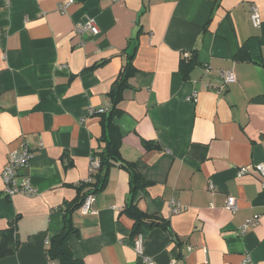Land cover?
Listing matches in <instances>:
<instances>
[{
	"label": "crops",
	"instance_id": "0c3cea01",
	"mask_svg": "<svg viewBox=\"0 0 264 264\" xmlns=\"http://www.w3.org/2000/svg\"><path fill=\"white\" fill-rule=\"evenodd\" d=\"M66 1L0 0V244L13 223L18 241L0 264H49L47 244L62 233L67 205L82 200L78 187L105 147L101 118L90 111H111L110 94L129 66L113 120L120 153L152 183L134 205L168 225L145 224L134 234L135 217L125 210L129 174L113 165L92 212L70 216L74 257L83 264H264L263 178L238 175L264 164V0H74L62 11ZM253 4L259 28L249 18ZM87 19L98 35L75 33ZM220 71L237 82L224 86ZM25 147L34 157L23 174L38 195L9 197L1 172ZM228 197L237 200L235 213ZM172 200L186 210L171 213ZM255 215L259 224L241 234Z\"/></svg>",
	"mask_w": 264,
	"mask_h": 264
},
{
	"label": "trees",
	"instance_id": "16d2710c",
	"mask_svg": "<svg viewBox=\"0 0 264 264\" xmlns=\"http://www.w3.org/2000/svg\"><path fill=\"white\" fill-rule=\"evenodd\" d=\"M192 64L193 60L183 63V75H187L189 69L192 67ZM129 72L130 66L122 72L119 80L117 81V89H114L110 94L112 103L111 111L109 110L106 114L98 115L101 118V124L103 126V136L101 141L105 144V147L101 151L94 154V156L100 159V167L94 176V181L92 183H81L79 185L78 188L83 193L82 200L78 203L71 204L69 206L67 205V209L65 211L64 229L60 235L52 238L47 245V256L49 261L55 264H83L82 261L74 257L71 249L70 242L73 236L76 235L77 229L73 225L70 216L76 209H80L88 195H96L103 190L106 185L107 171L113 165H117L125 169L129 174L131 196L125 210L135 217L136 226L134 234H139L141 227L145 224L148 225V227L155 225L166 227L168 225L164 221L158 222L151 220V217L141 212L138 207L134 205V199L137 192L149 188L152 186V183L147 181L139 173L134 163L125 161L120 153L122 136L113 120L116 116L121 114V111L117 106L122 98V91L127 87ZM14 230L15 224L13 223L12 228L4 234V239L0 244V258L8 256L16 251L18 241L17 239L15 240Z\"/></svg>",
	"mask_w": 264,
	"mask_h": 264
},
{
	"label": "built area",
	"instance_id": "2783aa9c",
	"mask_svg": "<svg viewBox=\"0 0 264 264\" xmlns=\"http://www.w3.org/2000/svg\"><path fill=\"white\" fill-rule=\"evenodd\" d=\"M111 2L119 1V0H109ZM74 3V0H68L63 5L60 6L62 11H66L72 4ZM249 18L251 22L253 23L254 27L259 28L261 26L262 20H261V14L260 10L257 5H251L249 9ZM91 33L93 35H98L100 33V29L96 22L93 19H87L84 22L77 23L75 25V33L82 35L84 33ZM187 56V55H186ZM210 67L205 68V75L210 74ZM219 77L223 81V85L227 86L230 84H234L237 82V78L235 74L232 71H220ZM198 99V92H194L193 95L190 97V101H196ZM109 108H101L98 110H91V115H103L108 112ZM34 155L33 152L28 148L25 147L20 151H15L10 155L8 164L1 172V178L4 185V192L7 196L12 197L16 195H24L26 197L33 198L38 195V190L36 187L32 184L30 178L23 174V171L28 169L30 167L31 160L33 159ZM100 167V159L93 155L91 160V166H90V173L88 179L83 183H92L94 180V176L96 175L98 169ZM257 172L261 175L263 178V189H264V164L256 165L251 168L242 167L239 169V176H242L246 174L249 171ZM210 190L214 191V185H210ZM96 198L95 195L90 194L88 195L82 206L80 207V210L83 214H89L92 212V206L95 203ZM171 207V213L177 214L179 212H182L186 210V207L181 205L180 203L172 200L170 202ZM226 208L235 213L238 210L237 206V200L234 197H228ZM261 216L255 215L245 222V224L242 227L241 234H245V232L253 227H256L260 222ZM48 245V244H47ZM134 247L137 251V253L142 254V239L138 238L134 241ZM188 250H191L190 247H188ZM49 264H55L51 261H49Z\"/></svg>",
	"mask_w": 264,
	"mask_h": 264
}]
</instances>
